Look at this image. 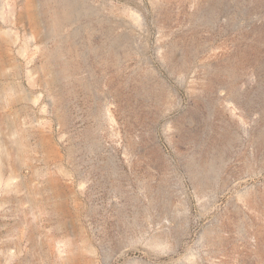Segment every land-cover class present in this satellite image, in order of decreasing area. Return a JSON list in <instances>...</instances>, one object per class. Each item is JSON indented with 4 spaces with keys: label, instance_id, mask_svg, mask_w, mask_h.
I'll return each mask as SVG.
<instances>
[{
    "label": "rangeland",
    "instance_id": "obj_1",
    "mask_svg": "<svg viewBox=\"0 0 264 264\" xmlns=\"http://www.w3.org/2000/svg\"><path fill=\"white\" fill-rule=\"evenodd\" d=\"M0 264H264V0H0Z\"/></svg>",
    "mask_w": 264,
    "mask_h": 264
}]
</instances>
